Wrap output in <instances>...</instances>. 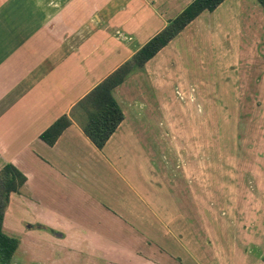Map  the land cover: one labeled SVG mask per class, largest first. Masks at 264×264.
<instances>
[{"label":"crops","instance_id":"1","mask_svg":"<svg viewBox=\"0 0 264 264\" xmlns=\"http://www.w3.org/2000/svg\"><path fill=\"white\" fill-rule=\"evenodd\" d=\"M192 1L0 0V164L27 177L3 221V231L19 238L16 252H27L14 264H264L263 233L230 225L223 240L220 222L209 240L204 218L190 224L187 177L170 180L174 190L158 181L166 189L158 197L157 161L143 141L156 137L152 108L168 102L142 82L162 89L157 73L170 69L174 44L210 11L114 89L125 118L103 148L82 127L79 101ZM63 115L72 123L50 145L41 134ZM161 115L168 135L172 115ZM29 240L41 242L43 259L26 249Z\"/></svg>","mask_w":264,"mask_h":264},{"label":"rangeland","instance_id":"2","mask_svg":"<svg viewBox=\"0 0 264 264\" xmlns=\"http://www.w3.org/2000/svg\"><path fill=\"white\" fill-rule=\"evenodd\" d=\"M170 55V69L157 73V85L162 87L157 94L142 82L151 96L158 99L163 93L168 102L159 101L157 113L152 108L157 116H149L158 119L156 124L151 120L150 128L156 140H143L157 161L153 173L158 197L166 196L158 181L174 190L173 183L187 177L192 182L191 198L185 203L192 211L190 224L197 226L204 218L200 224L206 225L209 240L213 236L208 233L220 222L223 240L230 235V225L244 235L252 228L264 234L263 6L257 0H229L192 24ZM161 114L172 115L168 135L160 124ZM198 191H205V196L198 199ZM200 207L205 215L196 211ZM16 212L21 217L20 206ZM28 243L29 253L41 258L45 253L41 242ZM46 248L51 252L54 247ZM25 253L20 248L11 264L27 257Z\"/></svg>","mask_w":264,"mask_h":264},{"label":"trees","instance_id":"3","mask_svg":"<svg viewBox=\"0 0 264 264\" xmlns=\"http://www.w3.org/2000/svg\"><path fill=\"white\" fill-rule=\"evenodd\" d=\"M225 0H193L167 25L145 43L131 59L93 88L78 107L83 110L82 127L86 135L98 147L103 148L124 120V112L114 96V89L129 75L154 58L185 28L206 11L216 10ZM264 8V0H257ZM73 118L74 113H73ZM72 123L68 115L58 118L42 134L41 138L50 145L55 144L62 132ZM27 177L12 163H7L0 172V264H10L19 246V239L3 231V221L9 197L19 192Z\"/></svg>","mask_w":264,"mask_h":264}]
</instances>
